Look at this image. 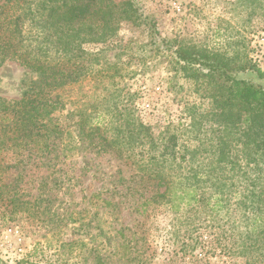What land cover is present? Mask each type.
Segmentation results:
<instances>
[{"label":"trees","instance_id":"obj_1","mask_svg":"<svg viewBox=\"0 0 264 264\" xmlns=\"http://www.w3.org/2000/svg\"><path fill=\"white\" fill-rule=\"evenodd\" d=\"M240 1L264 13V0ZM143 18L137 0L0 3V66L14 61L25 69L19 96L0 95V185L8 170L22 177L46 166L55 175L79 154H111L132 166L135 184L149 193L135 189L141 206L225 211L231 225L223 253L264 264V85L237 76L264 79V71L163 38L173 53L169 90L182 74L209 86L213 108L186 100L178 118L153 125L142 114L143 90L130 84L136 71L123 60L134 39L123 47L117 41L124 21L140 26ZM154 27L151 35L159 36Z\"/></svg>","mask_w":264,"mask_h":264},{"label":"rangeland","instance_id":"obj_2","mask_svg":"<svg viewBox=\"0 0 264 264\" xmlns=\"http://www.w3.org/2000/svg\"><path fill=\"white\" fill-rule=\"evenodd\" d=\"M137 2L143 24L124 21L117 41L123 47L134 39L123 60L136 71L130 84L143 90L142 114L151 124L178 118L186 100L201 111L213 108L209 86L182 74L173 79L174 92L169 90L173 53L163 38H177L234 62L248 60L264 71V13L259 8L246 7L240 0ZM153 23L159 36L151 35ZM24 73L17 62L1 65L0 95L17 98ZM237 76L264 85L254 72ZM84 84L88 89L90 84ZM93 157L82 153L68 159L55 175L46 166L22 177L17 170L3 175L0 264H244L242 256L222 251L225 228L231 225L225 211L175 212L165 202L143 207L144 197L135 199V189L149 193L135 184L138 176L132 166L111 154ZM103 198L113 203L107 206Z\"/></svg>","mask_w":264,"mask_h":264}]
</instances>
